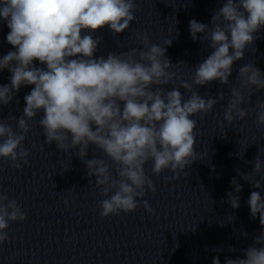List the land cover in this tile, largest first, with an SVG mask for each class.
Listing matches in <instances>:
<instances>
[{"label":"clouds","instance_id":"1","mask_svg":"<svg viewBox=\"0 0 264 264\" xmlns=\"http://www.w3.org/2000/svg\"><path fill=\"white\" fill-rule=\"evenodd\" d=\"M137 7L134 0H0V17L10 29L6 40L16 49L0 59V70L7 69L12 74L10 85L0 86V104L8 105L22 85H34L24 97L23 116L18 121L8 116L16 121L19 134L10 124L0 122V157L9 160L14 169L20 168V161L29 164L30 151L23 147L31 130L27 121L42 109L39 125L46 138L44 144L55 141L65 153L78 148L76 155L86 165L87 175L96 177L95 185L105 197L99 202L101 218L121 211L127 214L141 205L146 212L155 214L149 202L142 199L146 190L156 191L145 172L148 161H152L154 175L170 170L174 175L165 179L175 180L180 173L187 177L186 167L202 160L195 151L197 120L191 117L200 114L202 119L218 100H224L225 94L205 99L193 90V85L203 86L214 80L229 84L233 63L244 58L246 46L254 42L253 34L264 26V0H226L213 13L211 29L190 20L192 40L198 39V33L207 32L209 35L199 39L202 43L210 39L208 46L214 51L194 69L192 84L182 82L181 87L191 93L182 103L183 96L177 88L167 92L163 87L152 90L153 85L171 83L176 74L168 71L174 65L166 56V47L150 43L147 33H137L143 49L109 52L107 58H94L101 41L90 33L105 26L113 35L124 32L135 20ZM82 30L89 34L82 35ZM171 43V39L164 42ZM34 61L46 65V69L36 67ZM237 79L241 88L249 90V100L264 89V74L254 63L242 65ZM118 102H123V107ZM243 103L241 91L231 88L224 109L228 125L236 119L243 120L249 110H254L241 107ZM256 103L259 112L255 123L259 128L264 126V100ZM90 145L106 155L111 165L95 156L85 159ZM254 165L251 173L239 174L259 189L264 181V175H260L264 161L259 155ZM249 175H260V180H247ZM231 184L236 193L242 191L235 177ZM227 196L231 207L239 208V196L232 192ZM247 203L252 218L259 214L264 226V198L260 192H251ZM26 219L22 206L0 192V245L9 239V223ZM257 245H264V232L244 250L245 259L226 258L225 264H264V247ZM213 264H220L218 257L213 258Z\"/></svg>","mask_w":264,"mask_h":264}]
</instances>
